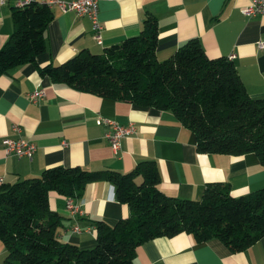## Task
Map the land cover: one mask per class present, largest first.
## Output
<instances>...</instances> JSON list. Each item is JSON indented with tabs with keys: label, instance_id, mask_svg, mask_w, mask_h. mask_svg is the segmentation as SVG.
Returning <instances> with one entry per match:
<instances>
[{
	"label": "crops",
	"instance_id": "crops-1",
	"mask_svg": "<svg viewBox=\"0 0 264 264\" xmlns=\"http://www.w3.org/2000/svg\"><path fill=\"white\" fill-rule=\"evenodd\" d=\"M44 3L46 0H34ZM248 0H98L97 19L101 43L92 38L90 21L52 6V18L44 29V49L33 63L12 66L0 75V183L39 175L43 168L62 165L87 170L129 171L140 160H152L158 171V187L166 195L198 199L207 182L227 183L234 196L264 184V170L253 153L229 155L201 153L194 135L168 110L138 106L78 91L40 75L37 67L58 64L80 50L100 53L103 48L136 35L145 14L156 21L155 56L164 59L185 41L194 38L207 57L230 59L244 90L251 97L264 95V8L254 16L240 9ZM13 0L0 6V46L11 31ZM262 41L261 48L256 42ZM38 87L42 96L31 102L27 94ZM118 125L133 123L135 132L120 139L112 154L97 117ZM20 136L35 145L31 158L6 156L3 138ZM65 142V145L62 142ZM82 215L70 218L64 197L50 191L47 203L61 217L56 236L80 248L94 243L92 220L108 224L125 217L127 206L118 202L106 181L87 183L76 200ZM76 224L79 232L68 231ZM5 248L0 241V264ZM264 261V235L240 251H230L217 239L196 242L190 234L149 239L134 249L132 264H259Z\"/></svg>",
	"mask_w": 264,
	"mask_h": 264
},
{
	"label": "trees",
	"instance_id": "trees-1",
	"mask_svg": "<svg viewBox=\"0 0 264 264\" xmlns=\"http://www.w3.org/2000/svg\"><path fill=\"white\" fill-rule=\"evenodd\" d=\"M51 18L45 3L30 0L11 7V31L0 46V75L34 62L44 49ZM156 35L154 16L145 14L136 35L100 53L80 50L37 71L78 91L168 110L192 132L197 152L253 153L264 170V95L249 96L231 60L207 57L194 38L158 60ZM94 181L110 183L128 213L112 224L92 220L93 246L80 248L56 236L62 217L49 209L47 196L53 191L77 200ZM180 232L196 242L217 239L230 251L245 249L264 235V184L234 196L227 183L207 182L200 198H178L159 189L157 168L148 159L122 173L53 165L37 176L0 183L1 264H132L136 246Z\"/></svg>",
	"mask_w": 264,
	"mask_h": 264
},
{
	"label": "built area",
	"instance_id": "built-area-1",
	"mask_svg": "<svg viewBox=\"0 0 264 264\" xmlns=\"http://www.w3.org/2000/svg\"><path fill=\"white\" fill-rule=\"evenodd\" d=\"M30 0H13L14 6H22L28 3ZM97 2L98 0H46L44 3L50 8L55 6L61 11H72L76 16H86L90 21V29L92 31V38L97 43H101V31L102 26L97 19ZM5 3V0H0V6ZM264 8V0H248L246 6L240 9V12L245 16H254L262 12ZM263 46L262 41L256 42V47L261 48ZM233 57L232 54L228 56V59ZM42 90L36 87L27 94L29 101L34 102L36 99L42 96ZM96 124H103L106 127L103 133L104 139L108 142L109 148L112 154L116 155L120 148V139L129 136L135 132L133 123L128 122L126 125H118L110 118L97 117L95 119ZM10 130L16 134L15 138H3L2 150L6 156H14L16 158H31L35 151V145L25 140L20 136L21 128L17 124H13ZM65 145V142H62ZM64 210L68 217L76 218L82 215L80 205L71 196L64 197ZM79 227L74 224L68 228V231L78 233Z\"/></svg>",
	"mask_w": 264,
	"mask_h": 264
}]
</instances>
